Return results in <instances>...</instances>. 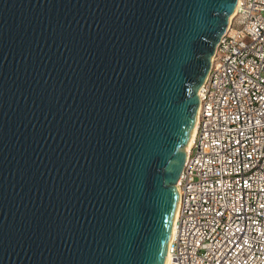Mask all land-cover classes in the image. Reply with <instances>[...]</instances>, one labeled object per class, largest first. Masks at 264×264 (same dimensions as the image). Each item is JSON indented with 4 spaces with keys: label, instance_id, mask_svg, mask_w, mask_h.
Here are the masks:
<instances>
[{
    "label": "water",
    "instance_id": "obj_1",
    "mask_svg": "<svg viewBox=\"0 0 264 264\" xmlns=\"http://www.w3.org/2000/svg\"><path fill=\"white\" fill-rule=\"evenodd\" d=\"M236 7L0 0V264H163Z\"/></svg>",
    "mask_w": 264,
    "mask_h": 264
},
{
    "label": "built area",
    "instance_id": "obj_2",
    "mask_svg": "<svg viewBox=\"0 0 264 264\" xmlns=\"http://www.w3.org/2000/svg\"><path fill=\"white\" fill-rule=\"evenodd\" d=\"M198 90L171 264H264V0H237Z\"/></svg>",
    "mask_w": 264,
    "mask_h": 264
},
{
    "label": "bare ground",
    "instance_id": "obj_3",
    "mask_svg": "<svg viewBox=\"0 0 264 264\" xmlns=\"http://www.w3.org/2000/svg\"><path fill=\"white\" fill-rule=\"evenodd\" d=\"M237 17V9L234 11V13L230 16V22L229 24H232L233 21L236 19ZM197 123H198V116L196 115V119H195V123H194V126H193V129L191 131V134H190V137L188 139V142L186 143V145L184 146V154H185V157L187 155H189L190 153V150L193 146V143L195 141V136H196V132H197ZM178 186V185H177ZM176 218H177V212H176V216H175V219L173 221V224H172V230H171V233L173 231V227L175 225V221H176ZM163 264H171V259H170V256H169V252L167 251L166 255H165V259H164V262Z\"/></svg>",
    "mask_w": 264,
    "mask_h": 264
}]
</instances>
